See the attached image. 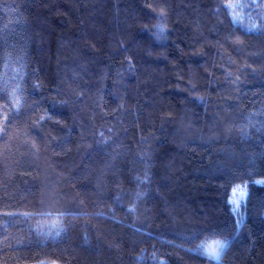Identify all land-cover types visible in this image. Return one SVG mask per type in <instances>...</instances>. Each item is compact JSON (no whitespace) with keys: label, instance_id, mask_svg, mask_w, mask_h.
Segmentation results:
<instances>
[{"label":"trees","instance_id":"obj_1","mask_svg":"<svg viewBox=\"0 0 264 264\" xmlns=\"http://www.w3.org/2000/svg\"><path fill=\"white\" fill-rule=\"evenodd\" d=\"M253 167L264 0H0V264H264Z\"/></svg>","mask_w":264,"mask_h":264},{"label":"rangeland","instance_id":"obj_2","mask_svg":"<svg viewBox=\"0 0 264 264\" xmlns=\"http://www.w3.org/2000/svg\"><path fill=\"white\" fill-rule=\"evenodd\" d=\"M246 97L244 98V100ZM244 175H252L255 179V181L259 184V181H264V174L257 168L253 167L250 169L249 172L244 173ZM245 194L244 190V185L240 184L234 187L231 191L230 198H229V203L231 206L232 211L235 214H240L239 211V205L243 201ZM223 241V240H212V241H204L199 244V250L202 251L203 253L211 254L214 250L218 248V242Z\"/></svg>","mask_w":264,"mask_h":264},{"label":"snow or ice","instance_id":"obj_3","mask_svg":"<svg viewBox=\"0 0 264 264\" xmlns=\"http://www.w3.org/2000/svg\"><path fill=\"white\" fill-rule=\"evenodd\" d=\"M149 7H151V5H149ZM229 7H233L232 5H229ZM159 15L161 17H163L165 15V11L163 8H161L159 10ZM158 27L161 30V33H163L166 30V26L165 25H158ZM19 103V101H17V104ZM260 183H264V181H259ZM227 247V241H220L218 242V248L216 250H214L210 255L205 253L206 255H208V258L210 260H215L216 264H220L221 259H222V251Z\"/></svg>","mask_w":264,"mask_h":264}]
</instances>
